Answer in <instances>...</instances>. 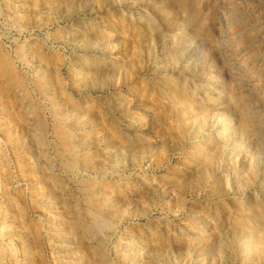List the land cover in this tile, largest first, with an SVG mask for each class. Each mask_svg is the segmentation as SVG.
<instances>
[{
  "label": "rangeland",
  "instance_id": "1",
  "mask_svg": "<svg viewBox=\"0 0 264 264\" xmlns=\"http://www.w3.org/2000/svg\"><path fill=\"white\" fill-rule=\"evenodd\" d=\"M185 1L0 0V264H264V0Z\"/></svg>",
  "mask_w": 264,
  "mask_h": 264
},
{
  "label": "bare ground",
  "instance_id": "2",
  "mask_svg": "<svg viewBox=\"0 0 264 264\" xmlns=\"http://www.w3.org/2000/svg\"><path fill=\"white\" fill-rule=\"evenodd\" d=\"M173 4L175 3V4H177V6H179V5H181V6H184L185 8H186V5H184L185 4V0H170ZM175 6V5H174ZM187 7H189V6H187ZM178 8V7H177ZM189 9V8H188ZM95 218H97V217H95ZM104 227V226H103ZM248 245V244H247ZM245 246V245H244ZM242 248V247H241Z\"/></svg>",
  "mask_w": 264,
  "mask_h": 264
}]
</instances>
